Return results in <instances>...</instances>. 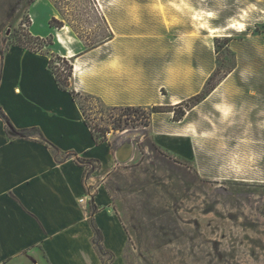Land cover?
<instances>
[{
    "label": "rangeland",
    "instance_id": "rangeland-1",
    "mask_svg": "<svg viewBox=\"0 0 264 264\" xmlns=\"http://www.w3.org/2000/svg\"><path fill=\"white\" fill-rule=\"evenodd\" d=\"M34 4L49 7V26H68L83 50L106 44L102 51L144 65L130 69L152 92L140 106L150 119L122 116L120 129L123 107L77 95L90 123L109 128L112 148L107 169L85 163L92 201L110 202L125 236L114 251L95 231L88 262L264 264V0H0V58L15 44L45 51L64 80L72 59L53 52L54 35L32 33ZM237 21L245 26L231 27ZM181 135L192 157L171 149ZM125 142L134 154L121 163Z\"/></svg>",
    "mask_w": 264,
    "mask_h": 264
},
{
    "label": "crops",
    "instance_id": "crops-1",
    "mask_svg": "<svg viewBox=\"0 0 264 264\" xmlns=\"http://www.w3.org/2000/svg\"><path fill=\"white\" fill-rule=\"evenodd\" d=\"M35 4L32 33L54 35L53 52L72 59L73 74L66 90L45 51L12 45L0 58V110L16 129L39 132L28 138L12 136L0 114V264H90L95 231L104 234L106 246L114 251L125 245V236L110 202L101 195L94 202L88 197L85 163L107 169L112 148L109 141L96 142L70 90L96 96L109 107L150 104L152 92L145 88V74L131 71L141 65H131L127 54L104 52L106 44L83 50L68 26H49L54 13L49 7ZM162 134L155 131L154 136L160 135V144L168 147ZM171 137V149L193 156L188 137Z\"/></svg>",
    "mask_w": 264,
    "mask_h": 264
},
{
    "label": "trees",
    "instance_id": "trees-1",
    "mask_svg": "<svg viewBox=\"0 0 264 264\" xmlns=\"http://www.w3.org/2000/svg\"><path fill=\"white\" fill-rule=\"evenodd\" d=\"M15 45H18V46H23L22 44H15ZM23 47H26V46H23ZM27 48V47H26ZM32 50V49H31ZM35 51V50H33ZM50 68L53 70V72L55 73L56 75V78H57V82L59 84V86L63 89H66L68 90V85H69V80H70V77H71V71L64 77V80H63V75L61 76V74L59 73V71H56L54 69V67L52 66V58L50 59ZM72 68V64L70 65V69ZM71 93L73 94L74 98L78 101V103L80 104L81 106V109L83 110V114L85 115V120L87 122V124L91 127V130L93 132V136L96 140L97 143L101 144L103 142H106V141H109L108 140V132H109V128H100L97 130V128H95L94 125H92L89 121V118L86 114V110L85 108L83 107V105L79 102L78 98H77V93L75 92V90H70ZM200 100H198L197 104L199 102H201L202 100H204L207 96H202V92L199 93L198 95L196 96H193V98L191 99H194V98H201ZM98 99V98H97ZM108 108H112V109H118L117 107H109L107 106ZM164 106H154L153 109H152V112H161L163 109ZM121 118H119L117 120V123L118 124H115L114 126V129H120V127H122V116H127L126 120H125V123H127V120L128 118H130L131 116H136V114H142L144 115V117L149 120L150 117L148 115H146L145 111L140 107V106H126V107H123L121 108ZM0 114L3 118H5V122L7 124V131L10 135L12 136H17V137H21V138H28L29 136L33 135V134H39L38 130L36 129H33V130H18L16 129L15 127L12 126V124L10 123V121L8 120V117L0 110ZM151 114V113H150ZM180 120V118L178 119ZM148 126V123L146 124Z\"/></svg>",
    "mask_w": 264,
    "mask_h": 264
},
{
    "label": "water",
    "instance_id": "water-1",
    "mask_svg": "<svg viewBox=\"0 0 264 264\" xmlns=\"http://www.w3.org/2000/svg\"><path fill=\"white\" fill-rule=\"evenodd\" d=\"M134 154L133 142H125L116 150V158L119 162L125 163L129 161Z\"/></svg>",
    "mask_w": 264,
    "mask_h": 264
},
{
    "label": "bare ground",
    "instance_id": "bare-ground-1",
    "mask_svg": "<svg viewBox=\"0 0 264 264\" xmlns=\"http://www.w3.org/2000/svg\"><path fill=\"white\" fill-rule=\"evenodd\" d=\"M246 23V22H245ZM245 23L244 22H242V21H237V23H235V24H232L231 25V27H238V28H242V27H244L245 26ZM210 31L211 32H214V28H210ZM232 31V30H231ZM246 32V31H245ZM242 33V32H241ZM220 36V35H219ZM77 68H78V66H77ZM78 70V69H77Z\"/></svg>",
    "mask_w": 264,
    "mask_h": 264
},
{
    "label": "built area",
    "instance_id": "built-area-1",
    "mask_svg": "<svg viewBox=\"0 0 264 264\" xmlns=\"http://www.w3.org/2000/svg\"><path fill=\"white\" fill-rule=\"evenodd\" d=\"M88 194H89L88 197H89L90 199H92V197L94 196L93 192L90 191ZM84 200H85V198H82V199H81V201H84Z\"/></svg>",
    "mask_w": 264,
    "mask_h": 264
}]
</instances>
